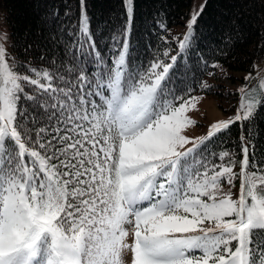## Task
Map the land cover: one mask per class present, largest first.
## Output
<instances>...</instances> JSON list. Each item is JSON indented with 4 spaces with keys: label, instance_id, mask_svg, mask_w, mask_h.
Returning <instances> with one entry per match:
<instances>
[{
    "label": "snow or ice",
    "instance_id": "6c2138e0",
    "mask_svg": "<svg viewBox=\"0 0 264 264\" xmlns=\"http://www.w3.org/2000/svg\"><path fill=\"white\" fill-rule=\"evenodd\" d=\"M79 3L78 35L87 48L74 41L81 57L75 94L73 85L53 87L47 70L24 74L0 46V264H264V160L257 165L253 156L250 164L245 146L237 174L234 161L210 163L197 151L203 138L180 151L190 143L182 133L193 123L185 112L196 98L176 105L169 89L176 58L145 69L131 56L126 24L109 37L120 50L106 60L85 0ZM123 3L130 23L133 0ZM25 84L47 97L29 94ZM240 91L237 114L212 125L209 139L236 121L255 123L264 80L253 92ZM22 97L33 101L38 118L62 123L63 133L45 139L41 127L33 139ZM230 155L222 151L219 159ZM224 179L240 180L236 199L230 189L221 192Z\"/></svg>",
    "mask_w": 264,
    "mask_h": 264
},
{
    "label": "trees",
    "instance_id": "16d2710c",
    "mask_svg": "<svg viewBox=\"0 0 264 264\" xmlns=\"http://www.w3.org/2000/svg\"><path fill=\"white\" fill-rule=\"evenodd\" d=\"M192 3L193 0H133L134 15L129 23L123 0H85L93 39L106 60H115L114 53L120 50L109 37L120 32L126 24L131 56L145 69L154 61L171 64V57L176 58L169 73V89L177 96V106L198 92L212 93L217 67L253 74L256 65L264 61V0H206L186 48L181 49L186 35L185 20ZM69 9L71 11L65 16ZM0 12L9 34L7 60L23 65L21 70L30 75L33 74L27 70L32 68L54 73L53 87L73 85L75 94L77 63L81 57L74 41L82 42L87 48L84 37L78 35L79 0H0ZM117 40L122 41V37L118 36ZM92 58L89 55V60ZM60 76L64 77L63 81L58 79ZM90 78L95 79V74ZM33 88L25 84L29 94L47 97L43 90L34 92ZM20 107L26 110L28 119L24 123L32 129L33 139L41 127L47 129L46 134H42L45 139L58 138L57 129L63 133L64 125L56 123L55 117L52 121L38 118L33 101L22 97ZM38 111L43 113L44 109ZM203 140L197 151L207 156L210 163L227 165L232 160L235 163L230 166L238 174L242 149L248 146L250 164L255 156L259 165L264 160V103L259 106L254 124L236 121L228 130ZM222 151L231 154L224 161L219 159Z\"/></svg>",
    "mask_w": 264,
    "mask_h": 264
},
{
    "label": "rangeland",
    "instance_id": "374dc122",
    "mask_svg": "<svg viewBox=\"0 0 264 264\" xmlns=\"http://www.w3.org/2000/svg\"><path fill=\"white\" fill-rule=\"evenodd\" d=\"M206 0H193L190 8L189 17L185 20L186 35H189V22L195 13L201 11V7H204ZM185 35V36H186ZM184 36V37H185ZM0 46L6 49V53L9 51V34L8 28L4 23L2 13L0 12ZM7 59V55H6ZM217 78H214L213 92H198L194 95L196 100L193 102V106H189L186 109L185 115L193 122L191 126L184 129L183 135H185L190 143L184 145L180 151H185L193 147V143H199L201 138H206L211 126L220 122L228 121L230 118L235 117L238 109L240 108L242 93L240 89H246L249 92L257 89L258 84L264 80V61L256 65L255 72L253 74L249 72L227 71L222 67H217ZM24 74L30 75L27 72ZM233 76V79L232 77ZM248 77V79H245ZM255 99L259 97V93H254ZM179 106V105H178ZM235 173V170L233 169ZM231 190L232 198L236 199L239 196L240 180H234L232 185L227 183L224 179L221 181V192L226 193ZM204 199H207L206 197ZM211 222L205 221L202 227H209ZM125 227L131 228L126 225ZM201 233H189L184 235H200ZM180 235V234H177ZM130 242V240H129Z\"/></svg>",
    "mask_w": 264,
    "mask_h": 264
}]
</instances>
